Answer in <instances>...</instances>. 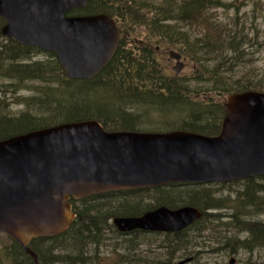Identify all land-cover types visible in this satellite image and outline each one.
I'll list each match as a JSON object with an SVG mask.
<instances>
[{
	"label": "trees",
	"instance_id": "1",
	"mask_svg": "<svg viewBox=\"0 0 264 264\" xmlns=\"http://www.w3.org/2000/svg\"><path fill=\"white\" fill-rule=\"evenodd\" d=\"M222 7H228L224 0H90L86 8L75 9L72 14H109L119 25L122 37L107 67L95 78L84 80L69 79L55 53L3 36L1 28L5 19L0 16V76L16 77L15 91L27 81L40 80L45 88L42 94L27 97L31 103L16 119L10 118L6 112L8 104L0 100V140L63 122L87 119L99 120L107 131L183 129L215 136L220 132L226 98L231 93L264 91V85L254 82L250 76L237 75L239 71L235 66L244 61L242 41L247 37L239 30L235 34L226 32L227 25L215 16L216 10ZM133 35L139 40L129 41ZM141 40L143 45H140ZM154 41L190 57L198 68L194 79L213 84L193 91L189 80L162 70L156 50L151 47ZM38 53L48 57L33 59ZM14 68H18L17 74L12 72ZM25 72L29 78L21 76ZM144 94L156 100V104H146ZM39 104L46 108L39 113L29 111ZM152 114L166 118L160 120L165 130L140 129ZM171 115L177 116L179 124L170 123L167 118ZM260 177L244 181L251 183ZM153 190L160 192L157 206L143 207L146 203L141 200L142 193ZM260 191L264 189L256 192ZM216 201L210 185L197 183H171L157 188L101 193L78 200L72 198L76 217L67 230L53 237L33 238L30 247L36 251L40 264H95L99 248L109 239L107 232L123 237V247L128 248H138V243L151 234L160 236L159 246L173 256L187 249L186 230L173 233L137 230L123 234L110 220L117 216L141 215L160 205L169 208L191 205L200 209L203 216L189 230L202 234L210 228L209 222L223 218L221 214L208 211L223 208ZM261 205V196L257 194L231 206L237 212L228 218L234 219L239 228H246L250 235L244 240L235 235L227 239L223 248L230 244L232 252L236 251L232 241L242 242L250 250L264 245V229L257 221L251 223L244 219L253 216L249 207ZM11 241L0 248V264H36L22 245Z\"/></svg>",
	"mask_w": 264,
	"mask_h": 264
},
{
	"label": "water",
	"instance_id": "2",
	"mask_svg": "<svg viewBox=\"0 0 264 264\" xmlns=\"http://www.w3.org/2000/svg\"><path fill=\"white\" fill-rule=\"evenodd\" d=\"M89 0H0L3 35L51 51L70 79H91L112 61L120 41L109 14L68 16ZM176 73L183 67L180 53ZM221 131H107L99 120L63 122L0 140V232L38 261L34 237L56 236L75 218L70 197L171 183H218L264 176V91L229 95ZM202 211L161 205L115 217L122 231H180ZM192 258L174 264H186Z\"/></svg>",
	"mask_w": 264,
	"mask_h": 264
},
{
	"label": "rangeland",
	"instance_id": "3",
	"mask_svg": "<svg viewBox=\"0 0 264 264\" xmlns=\"http://www.w3.org/2000/svg\"><path fill=\"white\" fill-rule=\"evenodd\" d=\"M228 7H222L216 10L215 16L221 23L227 25L226 32L235 34L237 30L242 31L247 37L242 41L244 61L236 64V71L239 77L243 75L250 76L254 82L264 85V0H224ZM192 32L195 30L192 28ZM139 40L137 36L130 38L129 41ZM1 42V41H0ZM140 45H143L140 44ZM156 50V58L160 62L161 69L168 71L170 75H174L176 67V58L171 57L169 51L171 48L162 46V43L154 41L152 46ZM48 56L44 53H38L33 58L45 59ZM183 67L178 72L177 77L189 80V83L196 84L198 80L196 76L197 65L190 57L182 54ZM10 80L0 76V100L7 103L6 112L11 116H20L27 110V97L42 94L45 90L44 84L37 81H27L16 90L15 81L10 84ZM29 111L37 113L34 108ZM146 118L144 125L140 129L143 130H165L160 120L166 118L151 115ZM167 119L170 123H178L177 116L171 115ZM161 127V128H158ZM210 185L217 203L221 207L219 209H208L212 214H221L222 219L214 223L209 222L210 228L207 231H198L187 228L186 248L178 253L170 255L164 248L159 246L161 237L151 235L144 241L138 243V248L126 247L124 238L118 237L114 233H106L109 239L99 248L100 253L94 258L97 260L95 264H174L187 257L193 256L194 259L186 264H263L264 247H257L254 252L246 249L231 250L229 246L223 248L227 239L235 235L239 239L244 240L249 237L250 233L246 228H239L234 219L228 216L237 212L231 206L247 201L250 196H261V207H249L253 211V216H245L246 221L255 223L264 229V191L256 192L259 188L264 189V176L256 178L251 183L244 180H234L227 183H212ZM248 192V195L247 194ZM160 192L153 190L148 193H142V202L148 205L157 206L159 202ZM131 201V200H130ZM116 202H113V204ZM154 203V204H153ZM112 204V205H113ZM184 207V206H180ZM157 208V207H156ZM155 209V208H154ZM112 223V220H110ZM257 227V225H255ZM184 230V231H185ZM130 237V236H126ZM11 238L7 234L0 232V248L11 244ZM94 254V253H93Z\"/></svg>",
	"mask_w": 264,
	"mask_h": 264
},
{
	"label": "bare ground",
	"instance_id": "4",
	"mask_svg": "<svg viewBox=\"0 0 264 264\" xmlns=\"http://www.w3.org/2000/svg\"><path fill=\"white\" fill-rule=\"evenodd\" d=\"M12 72L15 73V74H17L19 72L18 71V68H14L12 70ZM21 76L24 79L30 77V76H28V74L26 72L25 73H22ZM1 77H5V78L9 79L10 80V82H9L10 84L12 83V81L14 82L17 79L16 77H14V79L13 78H10V77H7V75H4V74L1 75ZM212 84L213 83H211L210 81H202V82H199L198 81L196 84H191L190 83L189 86H190V89L191 90L198 91V90H201L202 88L207 87V86H210ZM57 96H58V94H56L54 98L56 99ZM144 100L146 101L145 102L146 104H156V100H151L150 97L147 96V94H144ZM26 103H27V105H29L28 103H31V101H28L27 100ZM45 108H46V106L44 104H39V107L38 108L35 107V109L37 110L38 113L40 112V110L45 109ZM17 117L18 116H10V118H12V119H16ZM232 246H233L234 249H246V250H249L250 252H254L257 247H261V246H257L255 249L250 250V249H247V247H245V245H243L242 242H238V241H232ZM246 246H248V245H246ZM262 246L264 247V245H262ZM262 263L264 264V261Z\"/></svg>",
	"mask_w": 264,
	"mask_h": 264
}]
</instances>
